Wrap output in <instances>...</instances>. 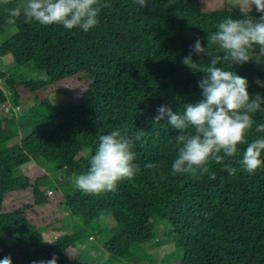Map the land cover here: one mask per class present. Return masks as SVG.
I'll list each match as a JSON object with an SVG mask.
<instances>
[{
    "label": "trees",
    "instance_id": "1",
    "mask_svg": "<svg viewBox=\"0 0 264 264\" xmlns=\"http://www.w3.org/2000/svg\"><path fill=\"white\" fill-rule=\"evenodd\" d=\"M18 1L0 3V36L16 29L0 43V57L10 56L17 67L28 66L45 81L0 72L13 106L20 110L50 82L78 77L85 89L56 115L50 101L35 100L16 118L3 115L8 99L0 88V260L11 256L12 264H32L55 254L57 264H83L88 255L76 254V247L94 238L93 246L98 249V241L114 259L96 264H157L141 248L157 238V224L166 222L171 227L167 235L180 252L179 264H264V167L254 175H229L223 164L213 162L215 180L173 175L178 132L167 120L153 122L161 105L180 113L203 99L198 80L204 73L182 60L197 37L206 38L226 18H240L241 11L203 12L198 0H146L147 7L136 0H107L110 7L102 9L98 25L84 32L26 23L22 16L8 24V10ZM211 52L218 54L215 48ZM193 60L208 63L207 56L193 55ZM223 67L245 77L250 94L264 95L256 84L257 79L264 82V71L254 61ZM254 120L264 124V111ZM123 127L133 138L143 132L134 140L141 171L119 182L114 192L80 191L75 178L88 170L99 137ZM254 128L248 142L264 136ZM21 129L30 132L10 145ZM237 147L235 159H240L247 145ZM32 160L42 168L36 176L22 169ZM150 162L159 167L147 169ZM51 186L62 192L80 222L73 235L45 243L44 231L63 229V219L47 212L45 189ZM134 258L141 262L131 263ZM165 260L163 264H173Z\"/></svg>",
    "mask_w": 264,
    "mask_h": 264
},
{
    "label": "clouds",
    "instance_id": "2",
    "mask_svg": "<svg viewBox=\"0 0 264 264\" xmlns=\"http://www.w3.org/2000/svg\"><path fill=\"white\" fill-rule=\"evenodd\" d=\"M0 3L7 4L8 0ZM136 3L147 7L146 0ZM107 7V0H21L17 7L8 10L6 23L15 24L22 16L26 23L35 21L43 26L59 25L67 30L89 32L98 25L99 15ZM253 8L256 16L251 15ZM241 13L240 18L222 20L206 38L197 37L190 45L189 55L182 60L186 67L204 73L198 80L203 99L185 105L180 113L166 105L157 108L153 122L167 120L178 132L177 154L171 165L173 175H208L215 180V173L210 171L213 162L223 164L229 175L238 171L254 175L264 167V136L247 140L254 125L256 133H264V124L254 120L257 112L264 111V95L250 94L248 80L223 67L264 62V0H241ZM213 48L218 54H212ZM193 55L207 56V65L194 62ZM256 84L264 88L259 79ZM142 134L137 131L133 138L123 127L101 135L88 170L75 178L76 187L85 194L114 192L119 182L133 179L141 171L135 163L134 140L139 141ZM241 144L247 145L246 150L242 158L235 159ZM145 167L155 169L159 165L150 162ZM58 259L53 254L50 259L34 260L32 264H57ZM0 264H12L11 256H5Z\"/></svg>",
    "mask_w": 264,
    "mask_h": 264
},
{
    "label": "rangeland",
    "instance_id": "3",
    "mask_svg": "<svg viewBox=\"0 0 264 264\" xmlns=\"http://www.w3.org/2000/svg\"><path fill=\"white\" fill-rule=\"evenodd\" d=\"M200 3L201 10L203 12H213V11H241V0H198ZM21 3V0L18 1L17 5ZM255 9L253 8L254 12ZM16 33V29H12L5 34L0 36V43H4L9 38H11ZM255 62V61H254ZM256 63V62H255ZM257 66L264 71V62L256 63ZM0 72H11L13 75L18 77L26 76L27 81L32 82H42L45 81V76L41 73H37L31 70L28 66L17 67L10 56L0 57ZM41 74L42 76H40ZM0 86L3 88V91L7 94V101L1 107L3 115L10 116L14 115L18 118L25 110L34 105V101H50L53 109L54 115L59 112L61 109L73 104L78 100L85 89L83 83L80 82V78L73 77L70 79H64L56 83H49L44 91H39L34 94V97L28 99L27 104L23 105L20 110L16 109L10 99L9 91L3 87V84L0 80ZM23 93V92H21ZM25 94L22 95V103L26 100ZM36 97V99H35ZM35 101V102H36ZM30 132L28 130H20L19 137L10 142V145L18 144L21 140ZM23 171L29 176H36L39 170L42 168L33 160L23 166ZM52 178V176H50ZM45 192L50 196V205L48 207V213L51 215L52 219L57 220L59 217L62 228L55 230L48 229L43 232V239L45 243L57 241L60 238L73 235L74 233V224L79 223L80 220L77 217L72 216L68 204L63 200L62 192L56 187L51 186L45 189ZM59 222V223H60ZM171 230V227L166 222L158 223L156 227L157 238L146 243L142 246L141 251L143 256L149 257L150 260L156 262L157 264H163L165 259H168L173 264H179L180 252H176L174 240L172 237L167 235ZM95 239L91 238L88 242L80 244L76 247V254H85L88 255L87 258L82 260L83 264H96L100 262H114L112 256L102 247V245L96 241L99 245V248L96 249L93 246ZM131 263L141 262V259L134 258L130 261ZM165 264H168L165 262Z\"/></svg>",
    "mask_w": 264,
    "mask_h": 264
}]
</instances>
